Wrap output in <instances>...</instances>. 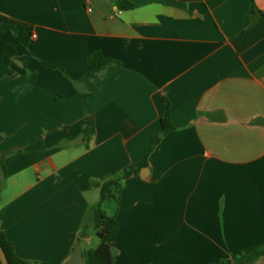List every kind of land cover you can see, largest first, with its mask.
<instances>
[{
    "label": "crops",
    "instance_id": "1",
    "mask_svg": "<svg viewBox=\"0 0 264 264\" xmlns=\"http://www.w3.org/2000/svg\"><path fill=\"white\" fill-rule=\"evenodd\" d=\"M263 13L264 0H0V26L36 36L0 33V53L17 49L0 56V231L15 254L66 264L82 226L94 234L92 181L139 167L168 116L175 130L114 202L113 264L233 262L264 244ZM96 51L120 66L82 79Z\"/></svg>",
    "mask_w": 264,
    "mask_h": 264
},
{
    "label": "trees",
    "instance_id": "2",
    "mask_svg": "<svg viewBox=\"0 0 264 264\" xmlns=\"http://www.w3.org/2000/svg\"><path fill=\"white\" fill-rule=\"evenodd\" d=\"M119 7L123 10H129L133 7V5L130 3L120 2ZM8 31L13 32L18 43L24 47H27L32 42V35L31 33H28L25 25L23 24H7L0 26V33ZM16 54V47L14 45L7 44L2 48L0 56L4 59H12L16 56ZM86 65L87 71L83 75L82 79L94 77L101 73L107 74L115 67L120 66L118 62L104 57L98 51L93 52L86 58ZM59 72L65 77L68 76L67 73L62 69H59ZM165 102L168 105L167 101ZM160 124L162 127V133L153 138L151 148L144 160L140 163L139 167L136 168L134 166H130L125 168L120 174L113 175L98 181H92V186L99 189L101 196L97 208L93 213V230L94 234L100 240V244L95 249L82 250L83 257L88 264H113L114 254L112 247L109 244V239L116 230L118 222L114 216H109L105 211L102 210V204L107 201L116 202L118 200L123 187V182L133 173L139 172L140 168L146 167L148 165L147 159L149 154L158 145L161 138L175 130V127L172 124L169 116L166 118H161ZM87 231L88 227L85 225L82 226L78 237V242H82V240L88 236ZM0 245L2 246L8 258L9 264H48L41 262H29L19 258L15 254L12 244L7 240L4 232L2 231H0ZM263 256L264 244L246 249L233 262L223 260L215 264H254ZM0 264H2L1 261Z\"/></svg>",
    "mask_w": 264,
    "mask_h": 264
},
{
    "label": "rangeland",
    "instance_id": "3",
    "mask_svg": "<svg viewBox=\"0 0 264 264\" xmlns=\"http://www.w3.org/2000/svg\"><path fill=\"white\" fill-rule=\"evenodd\" d=\"M101 196L99 195L98 197V202L96 204L93 205V207L91 208V213H90V218L89 220H93V213L94 210L97 208V205L100 201ZM114 201H107L104 202L102 204V210L105 211L107 213V215L112 216L113 215V209H114ZM93 230V227H92ZM94 233V230H93ZM83 242V241H82ZM100 244V240L98 239V237L96 235H92L91 236V240L90 241H84L82 243V248L83 250H89V249H95L99 246Z\"/></svg>",
    "mask_w": 264,
    "mask_h": 264
},
{
    "label": "water",
    "instance_id": "4",
    "mask_svg": "<svg viewBox=\"0 0 264 264\" xmlns=\"http://www.w3.org/2000/svg\"><path fill=\"white\" fill-rule=\"evenodd\" d=\"M145 170L148 169L146 168ZM0 261L2 264H9L8 258L1 245H0ZM66 264H88L83 257V251L80 242L76 244L72 257L67 261Z\"/></svg>",
    "mask_w": 264,
    "mask_h": 264
},
{
    "label": "built area",
    "instance_id": "5",
    "mask_svg": "<svg viewBox=\"0 0 264 264\" xmlns=\"http://www.w3.org/2000/svg\"><path fill=\"white\" fill-rule=\"evenodd\" d=\"M36 36H32V38H35Z\"/></svg>",
    "mask_w": 264,
    "mask_h": 264
}]
</instances>
